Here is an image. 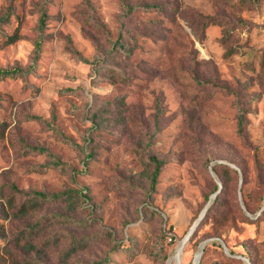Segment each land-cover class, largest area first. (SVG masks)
<instances>
[{
  "label": "rangeland",
  "instance_id": "1",
  "mask_svg": "<svg viewBox=\"0 0 264 264\" xmlns=\"http://www.w3.org/2000/svg\"><path fill=\"white\" fill-rule=\"evenodd\" d=\"M6 12L0 68L26 72L0 77V264H194L206 238L198 264H264V0H0ZM47 151L63 168L38 169ZM66 188L81 195L17 210L24 191Z\"/></svg>",
  "mask_w": 264,
  "mask_h": 264
},
{
  "label": "trees",
  "instance_id": "2",
  "mask_svg": "<svg viewBox=\"0 0 264 264\" xmlns=\"http://www.w3.org/2000/svg\"><path fill=\"white\" fill-rule=\"evenodd\" d=\"M146 6L147 7H153V4H147ZM135 7H137V4L128 5L127 9L131 10ZM8 18L9 17H8L7 12L1 14L0 15V23L8 20ZM47 18H48V13H47L45 7L42 6L39 10V16H38V22H37V28L39 30V34H38V39L35 41V51H37L40 47V37L42 35V30L46 26ZM18 38H19V26L16 25L12 31L3 32L2 43H11ZM116 42L120 48L124 49L126 52H130V50H131L130 47L129 46L126 47L125 42L123 41V39L121 37L117 38ZM25 72H26V70L20 66H15L13 68H0V77L20 74V73H25ZM33 117L40 119V116H38V115H34ZM237 120H238V125L241 128L243 126V123H244V113H243V110L240 108L238 110ZM30 147H32L38 151H46L45 147L40 146V145H31ZM47 154L50 156V158H48L43 164H39L38 169L46 168L49 165L57 166L58 168H63L64 163L58 157L50 154V152H48V151H47ZM149 159L154 163L152 174H151V181H152L151 183L153 185L154 181L156 180V176L159 173L161 165L165 162V159H159L155 155L149 156ZM212 167H213L212 169L214 171V164ZM228 168L232 169L233 171L236 170V168H233L230 166H228ZM11 186L14 189H17V187L14 183H11ZM22 195L25 198L21 201V204L18 206L17 210L20 212H25V211H27V209L33 208V207L39 205L41 202L47 201V200L48 201H57V200H66V199L69 201L74 200L78 195H81V192L78 191L77 189H73V188H66L64 190L54 191V192H46V191L39 190V189H32V190H27V191L22 192ZM40 227L41 226H40L39 222L33 223L30 226L28 233L25 234V238L27 240L33 238L36 235V233L40 230ZM191 235H192V233H191ZM191 235H190V237H191ZM214 242H216V241H214ZM74 246H75L74 243H71V245H69L71 250L75 249ZM162 250H163L162 246H160L157 251L161 252ZM162 253H163L162 254L163 257L167 256V254L165 252H162Z\"/></svg>",
  "mask_w": 264,
  "mask_h": 264
},
{
  "label": "water",
  "instance_id": "3",
  "mask_svg": "<svg viewBox=\"0 0 264 264\" xmlns=\"http://www.w3.org/2000/svg\"><path fill=\"white\" fill-rule=\"evenodd\" d=\"M232 166L234 167H237L235 166L234 164H231ZM209 170L211 171L212 174L215 175V172L213 171L211 165H209ZM221 186L220 184H218V187L217 189L211 193V195L209 196V199L207 200V202L205 203V205L203 206V208L201 209V211L199 212L198 216L195 218V220L191 223V225L189 226V228L187 229V231L185 232V234L178 240L177 244H179V249H181V246L183 245V243L189 238V236L191 235V233L193 232V230L195 229V227L197 226V224L199 223V221L201 220V218L203 217V215L205 214L210 202H211V199L217 194V192L220 190ZM239 199L241 201V196L239 195ZM210 238H206L204 240L201 241V243L199 244V246H201L200 248V253L202 252V249H203V246L205 244V242L207 240H209ZM222 245H223V249L228 252V248L227 246L224 244V242H221ZM244 259L248 262V259L247 257L243 256ZM168 261H169V258H168ZM167 261V262H168ZM198 261H199V258H197V261L195 264H198Z\"/></svg>",
  "mask_w": 264,
  "mask_h": 264
},
{
  "label": "bare ground",
  "instance_id": "4",
  "mask_svg": "<svg viewBox=\"0 0 264 264\" xmlns=\"http://www.w3.org/2000/svg\"><path fill=\"white\" fill-rule=\"evenodd\" d=\"M186 241H187V240H186ZM182 247H183V246H181V249H179V245H178L177 259H178V262H179V263H181L180 260H182V259H181ZM200 248H201V246H199V250H198L197 255H196L197 258H200V255H201V253H200ZM169 259H170V256H169ZM196 261H197V259L195 260V263H196ZM195 263H194V264H195Z\"/></svg>",
  "mask_w": 264,
  "mask_h": 264
}]
</instances>
